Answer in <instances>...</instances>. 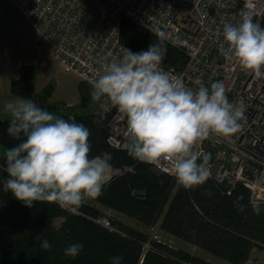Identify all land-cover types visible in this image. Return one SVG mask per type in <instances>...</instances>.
Returning <instances> with one entry per match:
<instances>
[{
    "label": "trees",
    "instance_id": "obj_1",
    "mask_svg": "<svg viewBox=\"0 0 264 264\" xmlns=\"http://www.w3.org/2000/svg\"><path fill=\"white\" fill-rule=\"evenodd\" d=\"M157 39V35L139 28L130 19H122L120 41L128 48L147 49ZM163 47L162 65L176 70L186 65L184 50L165 40ZM36 75L35 65L24 64L20 77L11 83V93L84 123L90 129V155L111 152L112 167L121 172L106 182L101 195L85 198L75 214L50 201H36L28 206L5 192L0 184V264H110L114 255L123 257L122 264H219L162 239H150L147 233L113 219V228H106L97 221L106 217L99 205L147 227L159 224L172 238L228 264H264L258 258H264V202L251 200L250 190L242 182L228 186L210 175L204 184L184 188L175 175L158 173L127 149L110 147L111 113H58L57 105L48 102L50 87L36 95ZM91 90L92 86L79 83L82 111L97 109L102 102L92 101ZM10 121H0V146L5 149L23 139L8 133ZM3 163L4 155L0 153V164ZM7 176L0 167V177ZM257 204L259 213L254 211ZM43 239L49 240L50 248L41 247ZM74 242L84 245L75 258L64 253V248Z\"/></svg>",
    "mask_w": 264,
    "mask_h": 264
},
{
    "label": "clouds",
    "instance_id": "obj_2",
    "mask_svg": "<svg viewBox=\"0 0 264 264\" xmlns=\"http://www.w3.org/2000/svg\"><path fill=\"white\" fill-rule=\"evenodd\" d=\"M220 51L236 60L256 77H264V26L253 12L241 11L237 22L225 21ZM165 33L147 49L124 47L121 57L104 58L102 74L93 81V102L110 98L126 115L131 141L128 153L140 161H171L178 184L186 189L204 184L211 173L209 156L196 146L210 134L227 137L242 127L243 109L234 104L223 80L197 88L186 86L179 76L161 69ZM11 116L7 129L20 142L6 149L0 164L8 176L0 177L5 192L32 206L36 201L55 202L77 213L85 198L102 194L112 167V153L90 155V129L74 116L55 114L33 99L19 97L5 104ZM259 213V204L254 206ZM41 247H51L43 239ZM84 245L74 242L64 248L75 258ZM123 257H110L122 264Z\"/></svg>",
    "mask_w": 264,
    "mask_h": 264
},
{
    "label": "built area",
    "instance_id": "obj_3",
    "mask_svg": "<svg viewBox=\"0 0 264 264\" xmlns=\"http://www.w3.org/2000/svg\"><path fill=\"white\" fill-rule=\"evenodd\" d=\"M36 37L50 45L52 58L93 87L102 74L104 58L121 57L122 19L185 51L188 61L180 70L161 64V69L179 76L186 86L197 88L223 80L230 100L241 107L242 127L227 137L210 134L196 146L209 156L208 167L219 183L242 182L251 200L264 202V77H256L236 60L220 51L225 21L237 22L241 11L253 12L264 26V0H13ZM128 48V47H127ZM132 50V49H131ZM134 51V50H132ZM103 112L111 113L108 143L127 149L131 134L126 115L110 98H102ZM156 172L174 176L171 161L148 162ZM114 169L107 181L118 175ZM112 229L109 218L97 220Z\"/></svg>",
    "mask_w": 264,
    "mask_h": 264
},
{
    "label": "crops",
    "instance_id": "obj_4",
    "mask_svg": "<svg viewBox=\"0 0 264 264\" xmlns=\"http://www.w3.org/2000/svg\"><path fill=\"white\" fill-rule=\"evenodd\" d=\"M0 16L2 17L3 27L8 35V44L4 45V32L0 33V105L6 104L9 101H14L19 96L11 93V83L18 79L22 72V66L24 64L37 65L38 71L35 80V93L40 95L44 91L45 86V73L49 71L50 65H61L55 61L51 56V48L46 47L43 42L38 41L35 38L34 33L29 29L22 14L16 8L13 0H0ZM14 29V35L10 34V27ZM19 30L26 32L19 33ZM19 36H18V34ZM30 35V36H29ZM16 36L20 40L17 44L14 42ZM14 39V40H13ZM22 42V43H21ZM28 42V45L27 43ZM39 42V43H38ZM37 44L35 55L38 60L33 59L32 46ZM46 47L44 50L43 48ZM46 55V57H42ZM63 68V67H62ZM66 70V69H65ZM69 73V72H67ZM71 73V72H70ZM74 74V73H72ZM76 75V74H74ZM77 80L80 82V78L76 75ZM48 102L50 104L57 105L58 113H68L70 111H78L80 104L79 94H74L73 97L68 96L66 98L58 96L56 93L51 95ZM82 111V110H81ZM95 108H89L85 113L96 112ZM84 113V112H83ZM5 116V117H4ZM10 118V114L7 111L0 113V121ZM1 147V146H0ZM108 182V181H107Z\"/></svg>",
    "mask_w": 264,
    "mask_h": 264
},
{
    "label": "rangeland",
    "instance_id": "obj_5",
    "mask_svg": "<svg viewBox=\"0 0 264 264\" xmlns=\"http://www.w3.org/2000/svg\"><path fill=\"white\" fill-rule=\"evenodd\" d=\"M28 26V25H27ZM29 27V26H28ZM4 32V39H3V42H4V45L5 44H8V35H7V32L5 30V28L3 27V23H2V17L0 16V33L2 32V30ZM10 34L11 35H14V29L13 27L11 26L10 27ZM30 29V28H29ZM17 33V32H16ZM19 33H24L26 34V32H23L21 30H19ZM18 34V33H17ZM35 35V34H34ZM19 36V34H18ZM30 36V35H29ZM35 38L40 41L36 35H35ZM16 39L17 40H14V42L16 43L17 41V44L19 43V39L18 37L16 36ZM42 42V41H41ZM22 43V42H21ZM27 45H28V42H26ZM39 43V42H38ZM44 43V42H43ZM46 43H44L45 45ZM34 45V44H33ZM46 47H50L49 44H46ZM46 47H44L43 49L45 50ZM37 48V44H35L34 46L31 47L33 51V59L34 60H38L39 58L35 55V50ZM51 50V49H50ZM42 57H46V55H43ZM60 64V63H59ZM61 65V64H60ZM37 67V65H35ZM61 65L60 67L56 66V65H53L51 64L50 65V68H49V71L46 72L44 75H45V86L44 88H46L47 86L51 88V93L52 95L53 94H57L58 96L60 97H63V98H66L68 96H71L73 97L74 94H79V82L76 78V75L70 73V71L68 70H65V68ZM37 71H38V67H37ZM69 72V73H67ZM81 80V79H80ZM83 82V81H82ZM88 110V109H87ZM97 110L98 112L99 111H102V102L99 104V106L97 107ZM2 111H7L5 109V104H1L0 105V113ZM85 113V111H81V110H76V111H70L68 113ZM5 117V116H4ZM8 118V117H7ZM9 119H12L11 117ZM0 153L5 155L6 153V149L4 147H0ZM114 170L113 167H111V169L109 170V173H108V178H109V175L110 173ZM108 180V179H107ZM99 209L101 211L102 214L106 215L109 220L113 219L114 221H119L121 222L122 224H125V225H128V226H131V227H134L136 229H139L141 230L142 232H145L149 235L150 239H162L163 241H166V242H169V243H172L174 244L175 246H179L180 248L188 251V252H191V253H197V254H201V256H204L205 258L215 262V263H219V264H228L220 259H217L215 257H212L210 256L209 254H207L206 252H203V251H200L199 249H196L195 247H193L192 245L190 244H187L183 241H180V240H177L175 239L174 237L172 238L171 235L163 232L161 229H160V226L159 224H156L155 226H151V227H147L145 225H142V224H139L137 221H135L134 219H131V218H128V217H125V216H122L120 214H117L116 212L114 211H111V210H108L107 208L105 207H102L101 205H99ZM60 224V221H57V225ZM256 255V254H255ZM255 255H253L255 257ZM260 260H263L264 261V258H261V257H258Z\"/></svg>",
    "mask_w": 264,
    "mask_h": 264
}]
</instances>
